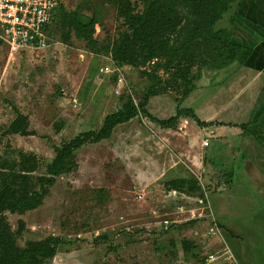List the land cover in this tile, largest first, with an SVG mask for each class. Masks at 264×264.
<instances>
[{
    "label": "rangeland",
    "instance_id": "1",
    "mask_svg": "<svg viewBox=\"0 0 264 264\" xmlns=\"http://www.w3.org/2000/svg\"><path fill=\"white\" fill-rule=\"evenodd\" d=\"M132 1L138 10L145 7V0ZM94 5L100 19L93 36L99 42L110 43L123 28L114 0H65L66 11L81 8L90 13ZM61 31L63 37L65 28ZM88 50L86 43L74 35L39 56L31 52L13 54L0 45V155L4 162L16 161L18 151L33 152L39 161L38 171H45L54 157L55 147L72 138L79 129L98 128L103 117L125 101L128 92L135 102L141 99L148 85L141 71L150 69L149 63L144 67L125 68L126 85L115 94L114 74L100 75L98 71L100 65L110 64V55ZM161 94L166 95L151 99L172 102L176 96L173 92ZM72 97L78 99L77 108L70 105ZM14 106L27 116L31 134L19 135L6 130L15 117ZM145 122L149 120L137 116L130 126L142 125L144 129ZM133 136L134 131L130 129L117 128L107 140L81 148L76 152V167L59 175L47 187L38 207L7 215L10 230L19 232L17 244L24 246L27 241L49 236L60 238L62 242L55 254L42 264H181L184 260L181 239L193 240L197 246L188 253L189 264H204L202 260L208 254L222 248L220 239L209 234L213 222L204 204L207 195L209 202L216 206L211 194L218 187L226 186V172L220 174L215 168L188 174L187 178L199 179L204 189L202 198L199 192L166 190L161 183L179 176L164 174L160 169L156 172V161L151 160V148L147 146L143 148V157L135 159ZM122 153L127 157L121 158ZM242 188H252V192L240 196L235 192L234 200L250 195L252 198L245 208L249 215L236 218L229 231L219 228L232 252L233 244L238 243L231 230L258 238L255 242L261 261L253 264H261L264 260V251H261L264 236H260L264 233L263 193L247 182ZM179 204L183 205L181 212L176 208ZM163 219L171 221L167 229L163 227ZM190 219L199 222L186 224ZM98 235L107 237L100 244L92 243ZM235 255L234 264L236 260L240 264Z\"/></svg>",
    "mask_w": 264,
    "mask_h": 264
},
{
    "label": "trees",
    "instance_id": "2",
    "mask_svg": "<svg viewBox=\"0 0 264 264\" xmlns=\"http://www.w3.org/2000/svg\"><path fill=\"white\" fill-rule=\"evenodd\" d=\"M234 1L145 0V7L138 10L132 0H114L116 15L121 18L123 28L110 43L99 42L93 36L100 19L95 5L90 13L81 8L66 11L65 6L57 9L51 31L62 42L74 35L86 43L88 52L108 53L119 66L144 67L149 63L151 68L141 71L148 85L138 102L128 92L125 101L107 113L98 128L79 129L72 138L55 147L54 157L45 171H38L39 161L33 152L18 151V158L13 163L4 162L0 155V264H42L55 254L56 247L62 242L58 237L49 236L18 245L16 236L19 232L10 230L7 215L38 207L47 187L54 184L59 175L76 167V152L88 144L108 139L118 124L137 116L164 128L174 127L181 117L192 119L198 126L221 124L202 121L191 108L182 107L181 102L196 88L203 68L220 69L234 61L244 63L248 58L250 48L232 42L230 30L216 28V22ZM167 92L176 95V110L168 118H159L148 111L147 102L150 96ZM14 111L15 117L6 130L19 135L31 134L27 129V116L16 106ZM240 127L248 133L246 125ZM225 174L229 188L234 175L232 171ZM198 180L176 177L161 184L166 190L199 192L202 198L203 188ZM198 222V219H190L186 224ZM106 237L98 235L92 243L100 244ZM179 243L184 258H189L188 253L197 247L190 239H181ZM171 244L175 245L173 241ZM172 254L177 255L176 251Z\"/></svg>",
    "mask_w": 264,
    "mask_h": 264
},
{
    "label": "crops",
    "instance_id": "3",
    "mask_svg": "<svg viewBox=\"0 0 264 264\" xmlns=\"http://www.w3.org/2000/svg\"><path fill=\"white\" fill-rule=\"evenodd\" d=\"M216 28L230 30L231 41L250 48V54L244 63L234 61L220 69L203 68L196 88L182 100L181 106L191 108L202 121L221 124L198 126L192 119L181 117L174 127L164 128L149 121L142 129V125L130 126L131 119L118 124L114 130L134 131L135 159L143 157L144 147L151 148L150 158L156 161V172L160 169L167 175L188 177L189 173L200 174L215 168L220 174L232 171L236 180L231 187H218L217 192L211 194L216 206L209 202L221 230L229 231L236 218L249 215L245 208L252 197L246 194L241 200H234L235 192L238 196L252 192V188H242L245 182L261 190L264 201V0H235L216 22ZM156 95L149 97L148 111L159 118L173 115L177 105L175 97L171 96L172 102L152 100ZM240 125H246L248 133H244ZM204 139H207L206 144ZM125 154L122 153L121 158H126ZM236 183L239 184L235 186ZM230 232L238 243L233 244L232 252L225 242L233 258L235 251L240 264L261 261L255 242L258 238H249L234 230ZM234 259L220 261V264H234ZM260 263L264 264V260Z\"/></svg>",
    "mask_w": 264,
    "mask_h": 264
},
{
    "label": "built area",
    "instance_id": "4",
    "mask_svg": "<svg viewBox=\"0 0 264 264\" xmlns=\"http://www.w3.org/2000/svg\"><path fill=\"white\" fill-rule=\"evenodd\" d=\"M61 6H65V0H0V45L13 54L23 52H31L35 56L44 54L54 45L62 42L51 31L56 11ZM108 59L110 64L100 65L98 71L100 75H115L114 92L119 94L120 89L126 85L124 69L130 67L117 65L111 57ZM70 105L77 108L79 105L77 97L70 99ZM203 142L206 144L207 139ZM205 199L204 208L209 210L207 215L213 222L209 234L220 239L222 248L208 254L203 259V263L215 264L220 261H231L233 255L212 215L207 195ZM176 208L180 212L183 211L182 204L177 205ZM170 222V219H163V227L167 229ZM181 264H189L188 258H184Z\"/></svg>",
    "mask_w": 264,
    "mask_h": 264
}]
</instances>
